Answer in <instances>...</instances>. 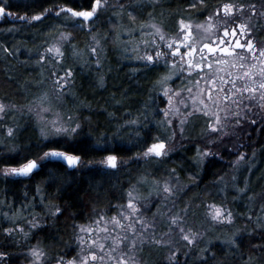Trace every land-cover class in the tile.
<instances>
[{"label":"trees","instance_id":"trees-1","mask_svg":"<svg viewBox=\"0 0 264 264\" xmlns=\"http://www.w3.org/2000/svg\"><path fill=\"white\" fill-rule=\"evenodd\" d=\"M261 2L264 0H206L208 11L198 12L188 8L186 0H108L109 10L95 24L101 60V65H96L97 55L89 51L92 33L87 29L75 28L71 23L66 26L56 18L55 12L43 22H32L31 26L17 19V14L22 16L27 12L33 15L53 4L77 6L85 3V0H6L16 18L4 17L0 20V101L8 105L5 113L0 115V140L3 141L0 143V156H15L14 152H9L14 146L21 155L27 154L30 159L42 156L47 150L44 146L47 142L41 135L42 126L32 106L43 99L50 110H59L65 120L69 116H79L85 135L66 150L81 155L85 163L97 162L95 167L89 166L75 172L69 170L68 173L64 172L65 163H48L46 167L36 170L37 174L31 179L0 176V251L12 253L9 264L22 263L25 250L37 245L38 240L39 247L46 252L50 261L65 251L69 256L75 255L77 227L74 228L73 224L87 223L99 214L113 215L117 211L116 206L127 201V192L142 175L149 180H161L168 176L167 170L171 168L182 169L179 179L187 185L176 196L174 211L182 210L184 225L198 233L202 231L195 247H186L187 242L178 240L175 248H181L177 253L181 264H199L197 257L200 250L210 244L215 258L210 259L209 264H264V247H255L264 245V231L257 227V223L264 224V118L257 116L246 119L241 127L232 128L233 131L216 140V150L221 151L223 159L214 157L213 162L200 172L198 187L188 183V168L194 164L191 159L195 151L193 138L196 143L208 145L210 137L206 135L175 138L172 140L174 143L169 141L173 152L163 165L152 166L142 159L138 163L130 160L137 151H142L129 143L140 126L127 124L126 121L139 119L147 123L151 120L149 128H155L156 117L151 114L152 102L149 97L157 94L159 85L155 82L166 73L163 68L150 71L141 61L129 59L133 56L131 44H127L130 40L124 41L126 34L130 36V29L133 28V32L137 26L149 21L175 34L178 20L182 17L200 22L224 3ZM64 30L72 33V43L77 45L80 55L74 57L70 46L65 45L67 52L63 63L48 55L45 61L37 64L44 49L54 43ZM136 30L134 33L137 34ZM253 35L257 40L264 39V18L255 22ZM85 61H91V66H85ZM57 65L60 67L57 68ZM71 66L75 68V79L61 94L54 85V73L59 71L62 74L63 69ZM99 75L104 76L102 88L98 87ZM109 113L114 115L110 116ZM252 120H256V123L253 124ZM9 128L16 131L14 136L8 135ZM103 136L109 140L115 136L113 146L116 154L128 161L115 174L98 163L108 155L98 150L101 146L95 143L97 138ZM239 151L244 152L246 159L236 164L234 157ZM54 166L58 175L71 177L60 192H57L56 184L48 180L49 169ZM192 170L199 171L195 167ZM218 177H223V180L214 183ZM233 184L239 188H245L247 184V188L240 193ZM37 185L44 190V201L36 192ZM48 202L65 209L54 229L45 228L27 239L20 232H15L5 240L3 229L25 227L31 219H40L49 212L45 207ZM209 203L228 208L235 219L231 223L213 222L207 215ZM186 208L188 211L185 213L183 210ZM5 213L12 219L5 217ZM45 218L51 222L50 214ZM160 223V229L167 231L170 223ZM234 233L237 234L236 244L231 243ZM57 235L60 239H56ZM65 244L70 248L66 249ZM170 250H174L170 245L151 244L142 250L143 262L163 264ZM184 252H189V255L185 256Z\"/></svg>","mask_w":264,"mask_h":264},{"label":"snow or ice","instance_id":"snow-or-ice-1","mask_svg":"<svg viewBox=\"0 0 264 264\" xmlns=\"http://www.w3.org/2000/svg\"><path fill=\"white\" fill-rule=\"evenodd\" d=\"M188 8L195 9L198 12L208 11L206 0H186ZM248 8L253 14L257 13V6L255 4H243L238 5L232 3H225L223 5L217 6L215 11L210 12L206 17L205 21L195 25L196 29H202L205 33L209 35L206 37H201L200 40H194L193 25L190 20H185L183 17L179 20L178 35L171 38L166 37V34L160 28V26L153 24L152 27L156 29V33L159 35V41L164 44V48H161L155 40L151 42L154 50L145 51L143 55L135 53L129 59H135L141 61L143 66L148 70L152 71L155 69L163 68L165 70L164 75L157 80L155 83L159 85L157 89V94L150 96L149 100L152 102L151 114L156 117L154 123L155 128H149V124L152 123L149 120L147 123L142 122L139 119L126 121L130 125H139L140 128L135 132L134 138L129 143L132 144L134 148H140L142 151H137L134 157L129 158L134 162L138 163L141 159L152 166H158L165 164L170 159V153L173 152V148L169 147V141L174 140L179 134L181 139L186 138V133L188 128L186 125L193 123L194 121L203 120L205 127H202V132L206 134L210 139L208 140V145H201L195 142L193 138L194 155L191 159L194 161L192 166H189L188 172L190 176L189 184L198 187V181L200 177V172H203L207 165L213 162L214 157L223 159L221 151L216 150V140L227 135L226 130H224L223 119L231 114L223 109H218L213 111L212 107L206 102L203 92L207 90V101H211L212 105L217 103L213 99V91L218 90L224 92L226 86L228 87L227 92L223 97L224 101L236 102V99L243 92L250 93L249 100L255 98V93L260 92V102L261 107H264V82L259 83V87H243L237 88L236 79H228L232 73L227 70V68L220 67L221 65H226L229 68L235 67L243 70L244 65L238 61L243 60L247 57L248 53H252L253 58H255L256 51H259L261 57H264V49H257V46L253 43L251 39H248V34L253 32V28L248 23L239 22L236 13L239 12L243 15L244 9ZM109 10L108 0H85V3L78 4L77 6H71L69 4H64L62 6H57L55 4L43 8V11L29 15L27 12L24 15L17 14V19L21 22H28L31 26L32 22H43L48 19L49 16L55 12L57 19L61 20L67 26L71 23L73 27L79 28L81 30L87 29V31L92 33V40L96 45L100 44V40L97 39L95 34V24L100 17ZM123 10V9H122ZM264 15V12L260 13ZM6 15H13L9 10L6 0H0V17ZM135 17H133L134 19ZM250 19V17H249ZM222 29L223 35L220 34ZM19 29H9L13 31ZM132 30H129L131 35ZM243 37V40L241 39ZM74 37L71 32H61L60 36L57 38L56 43L51 44L49 47L44 49V54L39 56L36 61L39 64L41 61H45L48 58V54L54 53L60 58L61 63L66 56L67 49L65 45H69L71 48V54L74 57H78L80 52L76 44L72 43ZM144 44L149 45V41L145 40ZM239 49L240 51H237ZM247 50L246 52L244 50ZM127 51V49H125ZM18 51V50H17ZM89 51L91 54L97 55L95 60L96 65H101V60L98 55V48L95 46H90ZM179 57V60H177ZM187 58V59H185ZM91 61H85V66L90 67ZM60 65H57L59 68ZM255 65H250L249 69L244 72L241 79L250 80L256 76L254 69ZM133 71H139V69H133ZM186 72L189 75L195 74L199 77L198 80L194 82V86L200 90L195 96L191 93L193 88L185 89L183 85L179 88L173 89L172 85L169 83L172 78L177 75V72ZM225 73L221 75L220 73ZM55 80L54 85L59 89L60 93L66 90V86L70 85L75 79V68L74 66L63 69V75H60L59 71L54 73ZM259 76L264 77V67L259 69ZM104 76H98V87H104ZM201 83L204 84V88H200ZM256 81L253 80V85ZM211 85V87H208ZM188 91L189 98L192 100V104L189 106L183 99L179 100L180 104L185 105L184 111L181 112L179 107L174 104V99L179 97L181 92ZM230 93V95H229ZM158 101V103H157ZM119 103V101H117ZM147 106V105H146ZM87 107H90L88 105ZM239 107V105H237ZM8 105L3 101H0V114L5 113ZM42 111L47 109L41 106ZM224 111V117L220 115V112ZM162 114V115H161ZM109 115H114V113H109ZM179 116V133L176 131V121L170 117ZM147 119V117H146ZM237 123L239 121L237 120ZM255 124L256 120H252ZM170 132V134H168ZM155 133V134H153ZM16 131L12 128L8 129V135L14 136ZM41 135L47 142L44 146L47 148L43 152L42 156L38 158H28V155H21L20 151L14 146L9 150L10 153L14 152L13 155H2L0 156V176L5 178L9 177H21L31 179L32 176L37 174V169L46 167L48 163L54 165L59 162L62 164L66 162V167H64V172L68 173L69 170L75 172L76 170H83L89 166L95 167L97 162L88 161L84 162L81 155L75 154V151H67L66 147L70 146L78 140L79 137L85 135L84 125L80 122L79 116H69L67 120L60 117L52 120L48 123V126L41 128ZM90 135V133H89ZM0 143H3L0 140ZM97 145L101 147L98 149L100 151L107 152L106 155L98 163L100 165L106 166V169L112 170V174L120 171V167L127 164L128 161L122 160L116 154V148L113 146L115 143V136L112 140H109L107 136L102 138H97ZM223 147V145H221ZM255 153H253V156ZM245 154L243 152L237 157L234 163L239 164L240 161L245 160ZM198 168L199 171H193L192 168ZM104 171V169H101ZM169 180L163 183V187H157L160 182L158 180L153 182L151 190L148 192V196L161 197L160 201L157 203L155 201H150L153 206L156 207L157 213L163 215L160 212V207L164 201L175 197L178 192L187 188V185L178 187L176 184H172L171 180L173 176L177 179L180 176V171L182 169L171 168L168 169ZM233 177V181H235ZM48 180L56 184L57 192L64 189L65 185L71 180V177L65 178L57 174V167L49 169ZM223 177H218L217 181H222ZM143 182L147 184L149 178L142 175L138 183ZM233 187L237 188L240 193L245 192V188H239L237 185L233 184ZM223 191L224 189H220ZM36 192L40 194L42 201L46 199L44 190L37 185ZM27 197V193H25ZM127 207L123 204H118L117 211L111 217L106 213L102 214L95 219H91L88 224H79L78 230L84 235H77L76 241V254L69 256L68 251L63 254L58 255L54 259V264H96L97 261H101L102 264L105 261V255L101 254L107 250V256L110 260H116V257L112 255L118 249L123 247H128L135 254L138 249V244L143 245L144 243V233L141 229L147 230L149 228L155 227L154 224H149L146 217L142 214L141 208L137 203L140 199H146V197L141 196L137 193L136 197L133 198V191L129 190L127 192ZM236 199V197H233ZM45 207L49 209L48 213L41 216L40 219H33L29 221L30 229L25 231L23 228L20 230L23 232L24 237L27 239L36 234V232L44 231L45 228L54 229L59 217L64 214V207L53 202H48ZM264 207V206H262ZM150 211V209H146ZM185 213L188 209L183 210ZM225 213H227L225 215ZM50 214L51 222H49L47 217ZM208 214L211 216L213 221L218 222H229L231 223L235 217L233 213L225 209L224 207L212 203L208 206ZM7 217V214H3ZM155 216V213L153 214ZM11 220V217H7ZM75 219V217H73ZM169 231L173 230V226L179 229L182 239L187 242L186 247H195L197 244L198 234L193 228H186L184 225L183 215H171L169 217ZM127 221V224H125ZM73 227H77L73 224ZM257 227L264 231V224L257 223ZM58 231V230H57ZM129 231L131 236H129ZM5 234V240L11 237L14 233L13 228L3 229ZM115 232L116 235H112ZM255 229H253V233ZM99 233H105L106 235L101 236ZM239 233V230H237ZM56 239H60L57 235ZM111 241V247L106 243ZM156 245L171 244V241L158 240L153 234L150 241ZM232 244L237 243V234H233ZM40 241H37L36 246H32L25 251L32 257L27 264H50L47 258L46 252L39 247ZM88 245V247H84ZM239 246V245H237ZM255 247H264V245H256ZM65 248H70V245L65 244ZM181 251V248H175L170 250L167 257L164 258L163 264H181L177 253ZM211 253V255H208ZM185 256L189 255V252H184ZM12 253L6 251H0V264H9ZM215 258V253L211 252V244L209 247L200 250V255L197 257L199 264H209L210 259ZM252 260V257L249 258ZM117 264H140V262L135 258L122 254L117 260ZM187 264V262H185Z\"/></svg>","mask_w":264,"mask_h":264},{"label":"rangeland","instance_id":"rangeland-1","mask_svg":"<svg viewBox=\"0 0 264 264\" xmlns=\"http://www.w3.org/2000/svg\"><path fill=\"white\" fill-rule=\"evenodd\" d=\"M232 4H236V3H232ZM236 5H238V4H236ZM246 5H248V4H246ZM255 5L257 6V13L256 14H253L250 11V9L245 8L243 15H241L239 12L236 13L238 21L243 22V23H248L252 28H254L255 22L257 20H259L260 18H264L263 17L264 15L260 14V13L264 12V2H261L259 4H255ZM4 17L16 18V15H14V14L13 15H6ZM4 17H0V20H2ZM249 17H250V19H249ZM205 19L200 21V22H195V21L190 20L192 22V25H193V31H194L193 39L194 40H200L201 37H206L209 35L208 33H205L202 29H196L195 28L196 24L204 22ZM179 20H178V29H179ZM153 24L160 26V28L163 30V32L166 34V37H168V38H171V37L179 34L178 31L175 34H171V33L166 32L160 24H158L154 21H151V22L149 21V22H146L144 24L142 23L140 26H137V28H135L133 30V32L130 35L131 37L128 36L127 34L124 36V37H127L126 39H124L125 42L130 40V43H127V44H131L130 46H131V51L133 52V55L135 53H139V54L143 55V53L145 51L154 50L153 46L151 45V42L153 40H155L156 43L161 48H164V44H161V42L159 41V35L156 33V29L152 27ZM135 30H136L137 34L134 33ZM62 32H67V31L64 30ZM220 34L223 35L222 29L220 30ZM59 36H60V34H59ZM132 36H134V37H132ZM247 38L251 39L253 41V43L257 46V49H264V39L257 40L254 37L253 32L248 34ZM241 39L243 40V37ZM145 40L149 41V45L146 46L144 44ZM56 41H57V39H56ZM56 41L54 43H56ZM54 43H52V44H54ZM91 46H95L97 48L99 47V45H96L93 40H91ZM237 51H240V50L237 49ZM244 51L246 52L247 50L245 49ZM48 55L51 56L52 58L56 59V60H60V58L58 56H56L54 53H51ZM185 59H187V58H185ZM177 60H179V57H177ZM238 62L244 65L243 70L235 68V67L229 68L226 65L220 66L223 68H227V70L232 73V75L228 76L227 78L228 79H236L238 81L237 82V88H243L245 86H247V87H253V86L259 87V83L264 82V77L259 76V69L261 67H264V57L260 56L259 51H256L255 58H253L252 53H248L247 57L245 59L240 60ZM250 65L256 66V68L254 69V71L256 72V76H254L250 80L241 79L244 72L249 69ZM220 74L224 75L225 73L221 72ZM60 75H63V73ZM198 79H199V77L196 76L195 74L189 75L186 72H179L178 71L177 75L174 76L172 78V81H170L169 83L172 85L173 89L179 88L181 85H183V87L185 89L193 88L191 95L195 96L197 94V92L200 90L199 88H196L194 86V82ZM253 80L256 81L255 85H253ZM208 87H211V85H208ZM228 87H230V86H226L224 92H220L218 90L213 91V99L217 101V103L215 105H212L211 101H207V95H208L207 90H205L203 92V96H204L206 102L209 103V105L212 107V110L214 112L217 111L218 109H223L224 111H227L231 114H235V115H229L228 117H225L222 121L224 124V130H226L227 134L229 132L233 131L232 128H237V126L241 127L242 122L246 119L251 120L252 118L254 119L257 116L258 117L262 116L261 118H264V107H261L260 92L255 93L254 94L255 98L252 100H249L250 93L243 92L239 96V98L236 99V102L232 103V101L226 102L223 99L225 92H227V90H228ZM200 88H204L203 83H201ZM56 89L59 91V89L57 87H56ZM262 91H264V90H262ZM229 95H230V93H229ZM180 99L185 100L186 104L189 106L192 104V100L189 98V93L186 90L181 92L180 96L174 99L175 106L179 107L181 112H183L185 105L179 103ZM42 105H43V108L47 109V110L42 111V108H41ZM237 105H239V107H237ZM32 106H33L34 113H35V115H36V117H37V119H38V121L42 127L48 126V123L52 120L57 119V117L64 119L59 110H57V109L56 110H50L49 104L46 101H44L43 99H41L38 102H35ZM224 111L220 112V115L222 117H224ZM170 118L174 119L176 121V131H177V133H179V119H180V117L174 116V117H170ZM237 120L239 121V123H237ZM186 127L188 128V132L186 133L187 138L200 137V136L206 135L202 132V127H205L203 120H198V121H194L193 123H189L188 125H186ZM169 134H170V132H169ZM176 138L181 139L179 134L176 136ZM170 142L174 143V142H172V140ZM171 143H169V147H170ZM241 152H243V151H239L238 153L235 154V157H234L235 161ZM156 180H158L160 182L156 186L162 188L163 183L165 181L169 180V175L166 178L161 179V180H159V179L149 180V182L147 184L142 183V182L138 183V181H137L129 189V190L133 191V198L136 197L137 193H139L143 197H146V199L138 200L137 203L139 204V206L141 208L142 214L146 217L147 222L149 224L155 225L154 229L153 228H149L147 230L141 229V231H143V233H144V243H143V245L138 244L139 250L135 254L132 252V250L130 248L123 247L121 249H118L116 252L112 253V255L114 257H116V260H110V259H108V256H107V250H105L104 253H101V254L105 255V261L103 262V264H117V260H119V258L122 254H126V256H128V257H132L133 255H135V258L140 262V264H144L143 257H142V250L145 247H148L149 245L154 244V243L150 242L153 234L155 235V238L158 240L171 241V244H165V245H170L174 249L178 243V240L180 242H182V241L186 242L182 239V236L179 232V229L176 228L175 226H173L172 231H169V225H168L167 231L160 229V228H162L160 226V224H161L160 222L163 221V222H169L170 223L169 217L171 215H176V214L182 215V210L181 211L180 210L174 211L176 196H178V194H180L181 191L178 192L175 197H172L171 199L163 202V204L160 207V212L163 213V215H160L159 213H157L156 207L153 206V204L150 203V201H155L158 203L160 201L161 197H156L154 195L148 196V192L151 190V188L153 186V182ZM171 183L176 184L178 187L184 186V184L181 183L180 179L179 178L177 179L175 176H173ZM211 204L212 203H209L207 205V215L210 219H211V216L208 214V206ZM123 205L125 207H127V201ZM222 207H224V206H222ZM224 208L228 209L226 207H224ZM146 209H150V211H146ZM154 213H155V216H153ZM226 214L227 213H225V215ZM100 215H102V214H99L96 217H98ZM108 216L111 217L112 215H108ZM34 219H37V218H34ZM31 220H33V219H31ZM213 222H218V221H213ZM88 223L89 222L83 223V224H88ZM125 224H127V221H125ZM30 227L31 226H30L29 222H27L25 227H19V228L14 229V233L20 232L21 235L24 236L23 232L20 229L23 228L25 231H28L30 229ZM185 227L188 228L189 226L185 225ZM173 233H176V234H173ZM200 233H202V231L199 232L198 234H200ZM128 234H129V236L132 235L130 231ZM77 235H84V233L79 232L78 226L76 228L75 238ZM99 235L104 236L106 234L105 233H99ZM112 235H116V233L113 232ZM198 237H199V235H198ZM106 243L108 244L109 247L112 246L111 241H107ZM76 244H77V241H76ZM32 246H36V245H32ZM84 247H88V245H85ZM28 248H30V247H28ZM31 259H32V257L30 256V254L25 251L24 261L20 264H27V262ZM49 262H50V264H54V261L49 260ZM96 264H102V262L97 261Z\"/></svg>","mask_w":264,"mask_h":264},{"label":"water","instance_id":"water-1","mask_svg":"<svg viewBox=\"0 0 264 264\" xmlns=\"http://www.w3.org/2000/svg\"><path fill=\"white\" fill-rule=\"evenodd\" d=\"M63 163H65L66 164V162H63ZM38 170V169H37ZM34 171H36V170H34ZM16 177V176H15Z\"/></svg>","mask_w":264,"mask_h":264}]
</instances>
